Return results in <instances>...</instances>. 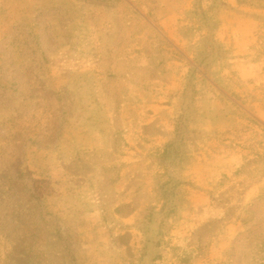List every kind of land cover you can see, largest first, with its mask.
I'll list each match as a JSON object with an SVG mask.
<instances>
[{"label":"rangeland","instance_id":"rangeland-1","mask_svg":"<svg viewBox=\"0 0 264 264\" xmlns=\"http://www.w3.org/2000/svg\"><path fill=\"white\" fill-rule=\"evenodd\" d=\"M228 1L0 0V264H143L155 209L159 264H264V0Z\"/></svg>","mask_w":264,"mask_h":264},{"label":"crops","instance_id":"crops-1","mask_svg":"<svg viewBox=\"0 0 264 264\" xmlns=\"http://www.w3.org/2000/svg\"><path fill=\"white\" fill-rule=\"evenodd\" d=\"M195 0H172L173 4L175 3L176 6H178L180 4V2H191V5L193 4ZM230 1V0H229ZM228 1V2H229ZM221 7H224L225 2H222ZM169 17V18H167ZM175 18V17H173ZM172 19L170 18V16H166L164 17L161 21L164 23H170ZM220 22H223L222 19H220ZM251 21L250 18H248L247 22H244V24L247 27V23L249 24V22ZM174 23H177V19H173ZM252 24H255L252 23ZM242 35V34H241ZM181 38L179 35H173L172 38ZM249 35L247 34H243L242 35V39H246L248 38ZM240 52L239 50L236 51V53ZM121 190H123L122 187H120ZM158 217H159V211L158 210H153L152 212V221L149 225H147L146 227H140V226H133L134 228L130 229L132 231H136V232H140L142 235V240H141V245L148 249L146 251V255H144V263L143 264H159V262L163 261V257L161 259V256L159 255V249H162V242L164 241V238L162 235H160V231H159V225L157 224L158 221ZM161 252V251H160ZM162 253V252H161Z\"/></svg>","mask_w":264,"mask_h":264},{"label":"trees","instance_id":"trees-1","mask_svg":"<svg viewBox=\"0 0 264 264\" xmlns=\"http://www.w3.org/2000/svg\"><path fill=\"white\" fill-rule=\"evenodd\" d=\"M152 217V216H151Z\"/></svg>","mask_w":264,"mask_h":264}]
</instances>
